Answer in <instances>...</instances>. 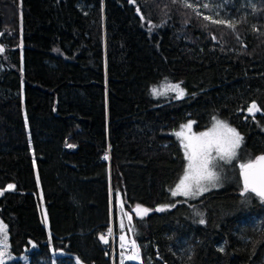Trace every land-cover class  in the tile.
Returning <instances> with one entry per match:
<instances>
[{
    "label": "trees",
    "instance_id": "trees-1",
    "mask_svg": "<svg viewBox=\"0 0 264 264\" xmlns=\"http://www.w3.org/2000/svg\"><path fill=\"white\" fill-rule=\"evenodd\" d=\"M185 2L0 0L6 264H112L98 235L117 192L126 215L149 210L128 222L141 264H264V199L241 176L171 194L186 165L171 131L186 120L232 125L239 164L264 152V0ZM169 84L183 97L153 94Z\"/></svg>",
    "mask_w": 264,
    "mask_h": 264
},
{
    "label": "snow or ice",
    "instance_id": "snow-or-ice-1",
    "mask_svg": "<svg viewBox=\"0 0 264 264\" xmlns=\"http://www.w3.org/2000/svg\"><path fill=\"white\" fill-rule=\"evenodd\" d=\"M132 2L134 3L135 0H132ZM197 3H199V0H197ZM185 7L197 11L192 4L186 2ZM203 7L207 8L209 5L204 4ZM204 19L210 20L216 24H225L229 28L234 27V24L229 21L212 20L211 16H205ZM2 51L3 48L0 47V52ZM168 87L171 91L177 93V99L182 98L185 94L180 84H169ZM152 92L154 95L164 94L159 92L156 88H153ZM258 111H260V109L255 103H252L248 107V112L250 114L254 115ZM191 126V122L187 125H182L181 132L175 133L178 137H182L181 144L184 148V156L187 161V166L184 169L183 176L179 179V183H177L172 190V196L182 195L185 197H196L203 192L208 191V186H216L219 177L213 169L216 167L217 158H219V160L230 162L236 157L237 149L240 147L243 139L235 128L230 127L227 123L220 120H215V123L208 131L184 136L183 129H191ZM106 158L107 157H105V159ZM240 175L243 178L244 192H251L261 199H264V155L257 156L254 160L250 159L247 163H242L240 165ZM14 187V185L10 184L5 190H11ZM0 195H2V192H0ZM157 210L163 211L164 207ZM136 211L139 215L147 214L149 210L142 209L137 205ZM129 220H131V217H129ZM200 223H204V220L201 219ZM121 227H123L122 223ZM108 231L109 234H111L112 229L109 228ZM0 235L3 237L2 241H0V264H6L4 257L8 255V237L7 227L5 225L0 224ZM100 239L107 243L104 236H101ZM135 247V242L133 241V248ZM138 256L139 250L137 249L136 253L129 256L128 259H137ZM9 259H12V257L9 256Z\"/></svg>",
    "mask_w": 264,
    "mask_h": 264
},
{
    "label": "rangeland",
    "instance_id": "rangeland-1",
    "mask_svg": "<svg viewBox=\"0 0 264 264\" xmlns=\"http://www.w3.org/2000/svg\"><path fill=\"white\" fill-rule=\"evenodd\" d=\"M209 0H206V2H208ZM186 2L188 4H192L194 6H199L200 4L197 3V0H186ZM218 11L216 10L215 11V14H217ZM182 88V87H181ZM184 90V89H183ZM159 92H162L164 93L163 95H167L169 93H173L175 96H177V93L174 92V91H171L168 87V85L162 89L161 91ZM215 120H220V121H223L225 123H227L226 121L224 120H221V119H215ZM215 120H213L206 128H203L201 130H198L195 128L194 126V122L192 120H186L184 121L178 128H174L171 133L172 135L175 137V139L178 140L182 150H183V153H184V148L181 144V139L182 137H178L175 133L177 132H181V126L182 125H187L189 122H191L192 126H191V129H188V128H184L183 129V134L184 136H189V135H192V134H198L200 132H204V131H208L212 126L213 124L215 123ZM228 124V123H227ZM230 127L234 128L232 125L228 124ZM215 154V153H214ZM239 154H241V152L239 153L238 149H237V155L235 158H233L230 162L229 161H224V160H219V158H217L216 160V167L213 169L217 174H218V181L216 182V186H208V191L209 190H212V189H215V188H219L221 187L224 183H226L227 181H237V178H240V165L242 164H239V162L241 161V158L239 157ZM187 166V161H186V165L185 167ZM184 173V171H183ZM183 173L182 175L180 176V178L183 176ZM179 178V179H180ZM177 183H179V180L177 181ZM176 183V184H177ZM175 188V187H174ZM173 188V189H174ZM172 189V190H173ZM172 192V191H171ZM207 192V191H206ZM204 193V192H203ZM119 193L117 192L116 195L114 197H112V212L110 213V222H109V225L106 227L105 232H108L109 233V228L112 229V233L114 235V252H112L110 250V258H111V261L113 262L114 260V264H121L122 261H123V258H122V255L124 253L123 249L120 250L118 249V247L120 246V241H119V235L120 234H124L126 235L129 240H130V248H129V251H126L127 255H134L137 251V249L139 250L138 248V245L137 243L133 240L131 234H130V230L128 228V223L126 222V215L124 214L123 212V209H122V206L121 204L118 205V201H117V197H118ZM177 196H180L186 200H189V199H194L196 197H185V196H182V195H177ZM121 223L123 224V227H121ZM0 224L4 225V223L0 220ZM8 237V235H7ZM3 237L2 235H0V241H2ZM133 241L135 242V248H133ZM7 243H8V239H7ZM8 251V249H7ZM65 252L62 251V250H58L55 252V256H59V255H64ZM9 256L12 257V259H9ZM14 258V256H12L9 251H8V255H6L4 257V260L6 262H9V261H12ZM16 258V257H15ZM19 258L21 260H25L26 261V256L25 254H22L19 256ZM138 258H140V252H139V256ZM127 261H128V264H141V261L140 259L137 261L135 259H128L127 258ZM84 264L82 261H80L77 257H73V260L72 262H70V264ZM125 263V262H124ZM56 264V263H54ZM126 264V263H125Z\"/></svg>",
    "mask_w": 264,
    "mask_h": 264
},
{
    "label": "water",
    "instance_id": "water-1",
    "mask_svg": "<svg viewBox=\"0 0 264 264\" xmlns=\"http://www.w3.org/2000/svg\"><path fill=\"white\" fill-rule=\"evenodd\" d=\"M259 112H260V111H259ZM246 113H247V114H250L248 111H246ZM260 155H264V152L261 153V154H259L258 156H260ZM241 178H242V176H241ZM242 181H243V178H242ZM118 198H119V201H120L119 204L122 205V200H121V195H120V193H119V195H118ZM140 207H141V206H140ZM141 208H142V209H145L144 207H141ZM136 209H137V206H134L133 208H131V210H130V211L128 212V214L126 215V216H127V221H128V222L130 221V220H129V217H132L133 214L138 215ZM139 215H140V214H139ZM101 236H104V238L107 240V243H105L104 240H101V239H100ZM98 242H99L101 245H103V246H107V245L109 244V242H110V238H109L107 235H105V234H103V233H100V234L98 235Z\"/></svg>",
    "mask_w": 264,
    "mask_h": 264
},
{
    "label": "built area",
    "instance_id": "built-area-1",
    "mask_svg": "<svg viewBox=\"0 0 264 264\" xmlns=\"http://www.w3.org/2000/svg\"><path fill=\"white\" fill-rule=\"evenodd\" d=\"M101 233H103V234H105V235H107L109 238H110V242H109V244H110V250L112 251V252H114L113 250H114V235H113V233L112 234H109L108 232H105V231H102ZM118 249H120V250H122L123 249V251H124V253H123V255H122V258H123V261H122V263L121 264H125V263H128V261H127V258L129 257V256H131V255H127V253H126V251H128V249H126V248H123L122 246H119L118 247ZM109 250V251H110ZM110 253V252H109ZM124 255H126L127 257H123ZM140 258H138V260H139ZM136 260V259H135ZM137 261V260H136ZM125 262V263H124ZM113 264H114V260H113Z\"/></svg>",
    "mask_w": 264,
    "mask_h": 264
},
{
    "label": "bare ground",
    "instance_id": "bare-ground-1",
    "mask_svg": "<svg viewBox=\"0 0 264 264\" xmlns=\"http://www.w3.org/2000/svg\"><path fill=\"white\" fill-rule=\"evenodd\" d=\"M117 201H118V205H119L120 201H119L118 197H117ZM111 234H112V231H111ZM118 237H119V241H120V246L123 245V248H126L129 251V248H130L129 244L131 243L129 238L126 235H124V234H120ZM121 238H123V239H121ZM123 257H127V256L124 255Z\"/></svg>",
    "mask_w": 264,
    "mask_h": 264
}]
</instances>
